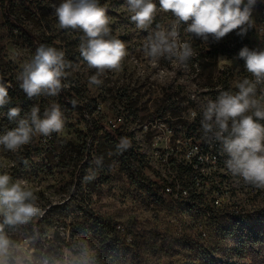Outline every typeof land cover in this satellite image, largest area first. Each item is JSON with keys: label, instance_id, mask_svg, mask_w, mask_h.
Wrapping results in <instances>:
<instances>
[{"label": "rangeland", "instance_id": "rangeland-1", "mask_svg": "<svg viewBox=\"0 0 264 264\" xmlns=\"http://www.w3.org/2000/svg\"><path fill=\"white\" fill-rule=\"evenodd\" d=\"M61 0H0V79L8 78L10 103L0 107V134L16 127L7 119L11 107H20L21 117L33 105L41 115L51 102L61 106L65 126L49 137H34L19 152L0 147V173L22 182L39 197L40 213L26 223L0 224L16 245L14 256L22 264H58L69 251L85 241L93 250L95 264H207L185 241L196 242L220 264H264V231L249 245L242 227L264 230V204L248 220L239 224L233 217L216 218L201 233L200 221L193 220L188 202L178 201L175 213L152 187L149 171L181 179L191 193L192 179L183 178L185 168L171 172L144 128H192L200 125V105L215 100L221 91H237L235 84L247 78L245 61L237 56L244 47L264 43L254 36V28L264 15V0L253 9V27L246 34L233 31L219 42L211 37L205 43L181 28V39L188 40L195 55L187 66L161 59L152 61L143 52L148 31L139 30L130 20L126 0H100L111 17L112 35L126 44L128 55L120 71H108L99 87L88 79L95 74L79 53V31L58 27L51 5ZM158 3V0H157ZM170 14L159 13L154 21L167 25ZM40 45L56 47L74 65L65 80V97L29 100L16 80L22 66L30 62ZM217 52H216V51ZM228 50H234L227 56ZM197 112L195 118L192 112ZM121 137L131 147L116 154ZM215 174L227 201L240 200L250 206L239 190L241 180L225 166L222 145L216 151ZM103 158L100 168L93 161ZM149 166V171L146 167ZM96 178L85 181L89 169ZM194 195V194H193ZM198 195H194L193 202ZM196 203L199 205V199ZM172 213V214H171ZM175 218L179 229L168 220ZM254 240V239H252ZM251 240V241H252ZM252 243V242H251ZM118 255H112V253ZM208 254V253H206ZM10 264H16L10 258Z\"/></svg>", "mask_w": 264, "mask_h": 264}, {"label": "clouds", "instance_id": "clouds-1", "mask_svg": "<svg viewBox=\"0 0 264 264\" xmlns=\"http://www.w3.org/2000/svg\"><path fill=\"white\" fill-rule=\"evenodd\" d=\"M130 20L139 30L148 31L143 45L144 54L152 61L165 59L187 66L195 55L192 44L181 39V28L191 37L207 43L211 37L219 42L234 30L245 35L253 27V9L257 0H126ZM51 7L64 30L79 31V53L89 69H94L88 83L103 84L102 77L108 71H120L128 55L126 44L112 35L111 17L100 0H61ZM159 13L170 14L165 25L154 21ZM239 57L251 78H244L235 84L237 91H221L215 100L207 99L200 105V124L205 142H218L226 154L225 166L233 177L245 185L264 190V50H250L244 47ZM74 65L65 59V53L53 46L40 45L31 59L22 66L16 77L19 88L29 100L41 97H56L69 85L65 80L72 74ZM6 84L0 79V107L10 103ZM259 92V94H258ZM20 107H11L7 119L16 127L0 134V147L13 153L30 144L34 137H49L60 133L65 126L61 106L51 102L41 115L39 105L21 117ZM197 112H192L195 118ZM131 147L127 137H121L116 145V154H122ZM93 163L100 168L102 157ZM97 172L89 169L85 181L96 178ZM39 197L20 181H13L4 172L0 173V215L4 224L26 223L38 215ZM0 224V264H22L14 256L16 245L9 240ZM47 264V261H45ZM58 264H95L93 250L85 241L76 251L69 250Z\"/></svg>", "mask_w": 264, "mask_h": 264}, {"label": "built area", "instance_id": "built-area-1", "mask_svg": "<svg viewBox=\"0 0 264 264\" xmlns=\"http://www.w3.org/2000/svg\"><path fill=\"white\" fill-rule=\"evenodd\" d=\"M254 36L264 40V15L254 28ZM251 50H264V43L252 45ZM246 75L247 78H251L249 73ZM144 130L149 133V138L155 145L156 156L163 157L166 166L171 167V172L185 168L183 178L192 179V194L199 196V206L190 211L193 212V220L200 221V230L201 233H205V239L209 236V225L216 218L223 215L233 217L238 214H245L247 217L264 204V190L249 185L242 188L249 189L250 206H242L240 200L227 201L219 186V177L211 168V158H215L214 142L204 141L200 125L192 128H144ZM146 167L149 171V166ZM149 178L152 187L158 190L159 195L168 204L169 210L175 213L180 195L171 182V176H160L158 172L149 171ZM168 222L180 230L175 218H169Z\"/></svg>", "mask_w": 264, "mask_h": 264}, {"label": "trees", "instance_id": "trees-1", "mask_svg": "<svg viewBox=\"0 0 264 264\" xmlns=\"http://www.w3.org/2000/svg\"><path fill=\"white\" fill-rule=\"evenodd\" d=\"M215 51H216V50H215ZM233 51H234V50H228V51H227V54H226L225 52H223V54L229 56V55H231L232 53H234ZM216 52H217V51H216ZM237 56H239V52H238ZM2 79H3V77H2ZM4 82H5V83H6V82H9L8 78H7V81H4ZM8 92L11 93V92H13V91H11L10 89H8ZM60 95H61L62 97H65V94H64L63 90L61 91ZM249 218H250V217H245V218H235V219H238V220H239V222H238V225H239V224L242 223V221H244V220H248ZM241 225H242V224H241ZM242 227L244 228V230H245L246 233H247V235H246V237H247L246 240H247V241L249 240V241H248V244H249V245H253V244H255V243L257 242L258 238H259V235L262 233V231H264V230H262V228H258V229H257L255 225H253V226H248V227H245L244 225H242ZM252 239H254V240H252ZM251 240H252V241H251ZM251 242H252V243H251ZM184 243H185V245H186L187 247L194 248V250L197 251V254H196V255H199V254H200L199 252L203 250V254L200 255V256L203 257V261L207 262V264H220V263H222V261H217V260H215V259H212V258L210 257V256H211L210 251H209V252H206V250H205L204 248H201L202 246L197 245L196 242H191V243H190V241H185ZM206 253H208V254H206ZM118 254H119V253H118ZM118 254H115L114 252L112 253V255H118Z\"/></svg>", "mask_w": 264, "mask_h": 264}, {"label": "bare ground", "instance_id": "bare-ground-1", "mask_svg": "<svg viewBox=\"0 0 264 264\" xmlns=\"http://www.w3.org/2000/svg\"><path fill=\"white\" fill-rule=\"evenodd\" d=\"M220 146H221L220 143L214 142L213 143V152L215 153V150L218 151ZM216 162H217V154L215 153V158H211V168H214ZM184 176H185V173H184ZM180 181H182V180L177 179V178L171 179V182H173V184L175 186L176 192H178V194L180 195V198L177 200V202L178 201L188 202L189 203V210H192L195 207H198L199 205L196 203V201H197V199H199V196L193 202L194 195L191 193L190 189L183 184L184 181H183V183H181ZM242 187H247V185H245L241 180V183H239V190H242V194L247 195L246 199L250 200L249 189L242 188Z\"/></svg>", "mask_w": 264, "mask_h": 264}, {"label": "water", "instance_id": "water-1", "mask_svg": "<svg viewBox=\"0 0 264 264\" xmlns=\"http://www.w3.org/2000/svg\"><path fill=\"white\" fill-rule=\"evenodd\" d=\"M3 81H7V78L6 77H3Z\"/></svg>", "mask_w": 264, "mask_h": 264}]
</instances>
